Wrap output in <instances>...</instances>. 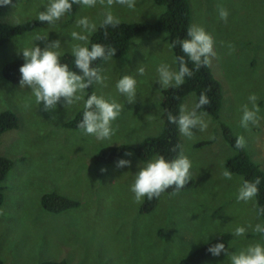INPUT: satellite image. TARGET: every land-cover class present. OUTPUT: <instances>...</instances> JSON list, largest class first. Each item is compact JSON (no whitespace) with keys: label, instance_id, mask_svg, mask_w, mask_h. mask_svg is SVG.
<instances>
[{"label":"rangeland","instance_id":"obj_1","mask_svg":"<svg viewBox=\"0 0 264 264\" xmlns=\"http://www.w3.org/2000/svg\"><path fill=\"white\" fill-rule=\"evenodd\" d=\"M50 0H12L6 21L19 24L38 19ZM192 25L205 29L214 39L215 56L210 68L220 82L224 97L220 121L228 124L236 136H243L251 159L264 170V0H189ZM219 7L227 9V22L219 17ZM164 7L152 0H135L134 9L114 3L111 7L99 0L95 7L80 4L75 16L65 14L11 43L0 47V111L10 110L19 119V127L0 135V155L13 162L2 186L0 205V259L4 264H40L42 261H66L71 264H176L221 233L232 235L226 249L238 253L250 245H264V237L255 232L263 224L255 198L237 200L242 178L226 179L224 161L235 154L224 141L217 120L198 112L207 125L193 129V137L179 132L181 153L192 167L194 186L189 190L162 194L158 206L149 214H139L130 187L139 167L132 149L113 164L95 166L93 157L101 148L127 144L131 148L144 138L156 136L162 129L160 106L162 85L157 68L167 64L176 71V63L166 36L142 33L131 41L125 56L109 58L100 69L102 83H95L94 93L122 106L112 122L115 134L97 140L83 130H71L64 123L83 105L81 100L66 106L64 98L54 109L38 104L31 89L7 83L1 75L4 65L24 60L22 51L35 45L44 50L59 41L62 52H71L83 41L72 38L77 32L92 33L77 26L87 17L99 26L105 13L123 23H153ZM95 28V29H96ZM47 40H37L35 35ZM231 46V47H230ZM143 67V75L137 69ZM77 75H83L78 70ZM137 81L134 100L119 93L116 83L123 76ZM242 78V79H241ZM255 94L259 106L255 122L241 126L242 107L252 109L249 96ZM196 104L189 94L181 106L191 111ZM79 106V107H77ZM55 117V118H53ZM200 141L208 143L196 148ZM130 153V155H128ZM120 160L131 166L117 167ZM106 169V171H101ZM57 192L78 200V208L53 214L41 205L43 195ZM143 200V199H142ZM244 227L243 236L234 235ZM201 264H230L225 252L211 255Z\"/></svg>","mask_w":264,"mask_h":264},{"label":"clouds","instance_id":"obj_2","mask_svg":"<svg viewBox=\"0 0 264 264\" xmlns=\"http://www.w3.org/2000/svg\"><path fill=\"white\" fill-rule=\"evenodd\" d=\"M107 5L111 7L114 3L127 6L129 9H134L135 0H106ZM82 4L87 7H95L97 0H50L45 11L38 14V19L41 22L53 24L59 21L66 13L72 10L73 4ZM103 5L105 0H99ZM12 5V0H0V6ZM229 12L223 7H219V17L227 22ZM77 26L88 30V33L95 31L96 25L89 22L88 18L77 20ZM119 19L116 18L111 11L105 13L102 26H118ZM71 36L75 40L83 41L84 44H77L73 47L72 53L75 57V68L79 69L83 75H77L74 71L69 70L67 64L60 62V51L55 49L60 48L59 41L52 43L50 46L41 50L40 47L34 46L30 49L26 48L22 51L24 63L20 67L19 72L21 79L20 87L31 89L32 95L38 104L41 102L45 105V110L54 109L55 105L64 98L66 106L72 105L81 100V93H84L93 82L102 83L103 77L99 74L98 69L93 68L92 62L97 59H106L115 55V49L108 48L101 44H92L91 48L87 46L88 36L77 32H72ZM189 39L179 41L181 51L192 61L197 68L201 65H208L210 57H214V39L208 34L204 28L193 25L187 31ZM37 40H47L46 37L39 34L33 38ZM174 47V45L170 46ZM231 47V46H230ZM179 62L178 71H173L169 65L161 64L157 68L159 75L158 82L162 88L172 86H181L184 83L185 77H191L193 72L187 67V62L183 56L176 57ZM138 74L143 75L145 69L139 67ZM137 81L132 76L125 75L116 83V89L119 93L125 95L129 101L134 100L136 96ZM249 101L252 103V109L248 105L242 107L241 126L247 128L249 122H255L256 114L259 112V106L255 103L257 97L255 94L249 96ZM210 100L205 93L199 96V102L196 103L191 111L182 105L178 116L169 115V122L178 126L179 132L192 138L193 129L200 131L205 130L207 125L203 122L200 115L197 114V109L208 105ZM83 119L78 124L85 134L95 136L97 140L110 139L115 134L112 128V122L115 121L121 111L122 106L116 102H109L102 96L91 94L84 104ZM55 118V117H53ZM243 136H238L235 141V147L243 148L245 146ZM175 151V149H173ZM130 155V153L128 154ZM131 166V162L120 160L117 167ZM192 163L190 159L180 154L175 159L168 161L163 156H158L154 160L147 163L144 167H139L135 174V180L130 187V191L134 194L136 202H141L147 196L149 200L154 197H159L169 187L175 186L176 189L183 188L190 178V169ZM106 171V169L101 170ZM226 179H231L232 174L229 171L223 173ZM259 178L253 181H245L238 190L237 200L247 202L252 200L259 192ZM255 232L264 233V227L256 225ZM246 232L244 227H236L234 235L243 236ZM214 256H219L223 251L228 256L230 264H264V245L259 243L250 245L238 253H229L225 248L224 243H217L208 248Z\"/></svg>","mask_w":264,"mask_h":264},{"label":"trees","instance_id":"obj_3","mask_svg":"<svg viewBox=\"0 0 264 264\" xmlns=\"http://www.w3.org/2000/svg\"><path fill=\"white\" fill-rule=\"evenodd\" d=\"M159 7H164L160 15L153 23H123L120 22L118 26H102V23L97 26L95 31L89 38L88 47L91 48L92 44H101L106 49H115V55L106 59H97L92 62V67L100 69L105 65L109 58H120L125 56L131 48V41L142 33H161L166 36V40L173 53V57L176 63V71L179 69V62L176 57L183 56L187 62V67L193 72L191 77H185L184 83L181 86H172L164 88L160 91L162 109V129L161 132L152 137L144 138L140 143L132 148L127 144H120L117 146H106L101 148L93 157L95 166H105L113 164L119 160L124 154L132 149L135 157L141 162H147L150 159L158 156L165 157L166 160L171 161L175 159L181 153L182 141L179 136L178 126L169 122V115L178 116L180 113V107L184 99L189 94H194L196 97V103L199 102V96L203 92L205 93L210 103L197 109V113L201 112L212 119L217 120L221 135L227 145L235 151V154L224 161V168L232 175H237L242 178V185L245 181H253L259 178L261 183L259 184V192L254 197L257 213L263 221L262 227H264V170L254 163L251 159L248 150L244 146L243 148L235 147V141L238 136L233 132L232 128L220 121L221 107L224 97V92L220 82L215 78L210 64L201 65L199 68L188 59V57L181 51L179 41L189 39L187 31L192 27V10L189 0H152ZM71 2V0H69ZM80 10V4H73L72 10L67 16H75ZM10 12L9 6H0V47L11 43L15 38L24 36L27 33H31L41 27L48 25L46 22H41L39 19L28 20L19 24H10L5 19ZM103 22V21H102ZM75 57L71 52H62L60 56V62L67 64L69 70L78 71L75 68ZM24 60H15L7 63L2 68V78L10 84L17 85L20 82L21 74L19 72L20 67L23 65ZM242 79V78H241ZM96 82L84 91L83 105L72 114L71 118L64 123V127L71 130H82L78 127V124L83 119L84 104L87 98L94 93V85ZM79 107V106H77ZM19 127V119L16 114L10 110L0 111V135L16 130ZM207 141H200L194 144V147L201 148L205 146ZM175 149V151H173ZM13 162L5 156L0 155V205L3 203L4 182L8 172L12 169ZM194 186V179L190 176L188 182L183 188L176 189L175 186L169 187L162 194H170L178 191L189 190ZM161 194V195H162ZM160 195V196H161ZM160 196L154 197L149 200L145 196L142 200V204L138 210L139 214H149L158 206ZM42 207L49 213L59 214L66 212L80 206L78 200L70 199L62 196L57 192H51L45 194L41 198ZM264 237V233H261ZM232 235L230 233L223 232L217 236L214 240L201 246L194 253L181 259L176 264H201L209 256L213 255L208 251V248L214 246L217 243H224L225 248L230 242ZM0 264H4L0 259ZM40 264H71L66 261H42Z\"/></svg>","mask_w":264,"mask_h":264}]
</instances>
